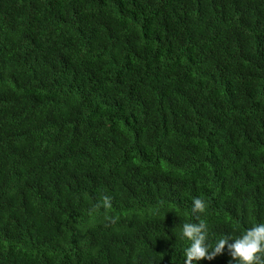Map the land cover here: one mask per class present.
<instances>
[{
	"label": "trees",
	"instance_id": "obj_1",
	"mask_svg": "<svg viewBox=\"0 0 264 264\" xmlns=\"http://www.w3.org/2000/svg\"><path fill=\"white\" fill-rule=\"evenodd\" d=\"M201 221L264 223V0H0V264H185Z\"/></svg>",
	"mask_w": 264,
	"mask_h": 264
},
{
	"label": "clouds",
	"instance_id": "obj_2",
	"mask_svg": "<svg viewBox=\"0 0 264 264\" xmlns=\"http://www.w3.org/2000/svg\"><path fill=\"white\" fill-rule=\"evenodd\" d=\"M192 205L191 211L197 217L206 210V204L201 198H193ZM112 206V198L106 195L102 203L94 205L90 212L99 208H103L107 212ZM110 223L115 224L116 219L112 218ZM181 238L191 242L184 250L185 264H193V261L212 260L221 255L226 246L236 264H264V223L246 230L242 236L233 240V243H229L230 237H222L214 245L208 242V229L205 222L184 223Z\"/></svg>",
	"mask_w": 264,
	"mask_h": 264
}]
</instances>
